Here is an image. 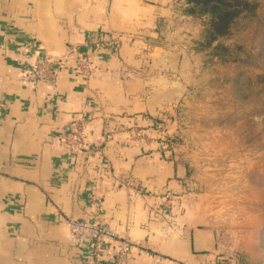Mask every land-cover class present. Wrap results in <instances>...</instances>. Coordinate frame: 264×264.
<instances>
[{
    "label": "crops",
    "instance_id": "obj_1",
    "mask_svg": "<svg viewBox=\"0 0 264 264\" xmlns=\"http://www.w3.org/2000/svg\"><path fill=\"white\" fill-rule=\"evenodd\" d=\"M176 4L0 0V264H105L109 245L93 253L75 241L66 217L130 226L127 264H155L163 255L207 264L222 252L180 155L158 151L160 132L147 130L145 141L128 135L130 126L144 129L169 111L176 94L166 72L175 59L166 35ZM71 44L83 45L93 60L88 81L71 57L54 90L21 81L22 68L38 55L62 54ZM75 112L87 115L93 141L104 137L98 151L60 143ZM105 128L112 132L106 137ZM94 197L102 199L100 209Z\"/></svg>",
    "mask_w": 264,
    "mask_h": 264
},
{
    "label": "rangeland",
    "instance_id": "obj_2",
    "mask_svg": "<svg viewBox=\"0 0 264 264\" xmlns=\"http://www.w3.org/2000/svg\"><path fill=\"white\" fill-rule=\"evenodd\" d=\"M228 2L240 11L213 39V13L184 14L189 3L177 0L166 35L176 94L153 124L174 136L218 254L264 264V0ZM143 54L150 60L149 47Z\"/></svg>",
    "mask_w": 264,
    "mask_h": 264
},
{
    "label": "built area",
    "instance_id": "obj_3",
    "mask_svg": "<svg viewBox=\"0 0 264 264\" xmlns=\"http://www.w3.org/2000/svg\"><path fill=\"white\" fill-rule=\"evenodd\" d=\"M111 33H107L105 39H110ZM101 41L96 40V47L101 46ZM71 57L74 59V68L81 75V77L88 81L94 71V63L89 55L88 51L81 44H71L67 46L62 54L43 53L38 55L30 66H24L20 76L21 81L26 84H45L51 90H54L57 85V80L60 70L63 68L66 59ZM4 113V104L0 101V118ZM166 128L161 124H152L150 127L141 128L135 125L130 126L129 138L133 137L145 141L150 136L147 133L149 131H157L161 133V137L156 138L158 142V151L166 155L172 153L175 150V138L173 135L167 134ZM111 130L104 129V135L109 136ZM104 137H99L96 141L90 138L89 122L87 115L82 112H75L72 116L71 122L68 127L60 133V143L75 151H92L96 152L102 148ZM151 140H154L152 138ZM123 184V183H122ZM93 203L97 209H100L102 205V199L100 197H94ZM165 207L170 209V203H166ZM67 226L75 239V241L89 245L93 253H100L102 248L109 245L111 249V257L105 264H127L126 260L133 247V241L128 234L130 226H127L125 230H119L110 227L100 218L91 219H76L72 217H66ZM179 260L174 257L163 255L155 264H178ZM209 264V262H207ZM211 264H237L233 261V258L226 257L222 254H218Z\"/></svg>",
    "mask_w": 264,
    "mask_h": 264
},
{
    "label": "trees",
    "instance_id": "obj_4",
    "mask_svg": "<svg viewBox=\"0 0 264 264\" xmlns=\"http://www.w3.org/2000/svg\"><path fill=\"white\" fill-rule=\"evenodd\" d=\"M189 7L186 11L190 14H198L200 12L209 11L213 13L211 17L212 30L216 32L211 34L212 38H216L218 34L228 31L235 15L240 10L234 11L228 0H187ZM230 4V5H229ZM235 12V13H234ZM153 121L160 122L162 119L153 118Z\"/></svg>",
    "mask_w": 264,
    "mask_h": 264
}]
</instances>
